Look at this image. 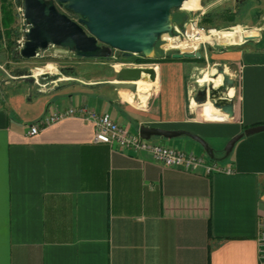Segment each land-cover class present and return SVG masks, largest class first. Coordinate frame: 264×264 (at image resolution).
Listing matches in <instances>:
<instances>
[{"label":"crops","instance_id":"obj_1","mask_svg":"<svg viewBox=\"0 0 264 264\" xmlns=\"http://www.w3.org/2000/svg\"><path fill=\"white\" fill-rule=\"evenodd\" d=\"M245 3L246 17H234V24L248 30L246 38L199 52L206 65L220 59L234 76L228 119L209 102L193 109L187 59L149 63L155 79L142 74L135 102L109 83L116 68L96 85L79 80L33 92L17 86L1 97L0 264H258L264 130L240 136L227 154L223 145L243 127L264 122V0H201L197 8L203 15L228 6L236 16ZM70 104L108 112L129 133H138L139 124L196 133L212 158L186 135L153 140L231 171L166 166L145 150H120L94 140L92 122L77 115L27 132Z\"/></svg>","mask_w":264,"mask_h":264},{"label":"water","instance_id":"obj_2","mask_svg":"<svg viewBox=\"0 0 264 264\" xmlns=\"http://www.w3.org/2000/svg\"><path fill=\"white\" fill-rule=\"evenodd\" d=\"M183 0H22L23 18L26 23L24 40L18 49L23 58L34 56L37 48L48 44L64 46L80 57H108L113 49L122 56L139 53L144 61L154 62L164 57L154 55V45L162 32L172 31L171 9L179 7ZM60 7L63 8L60 9ZM67 12L76 14L75 18ZM170 58L193 59L200 56L198 50L172 51ZM116 59V58H115ZM133 60V59H130ZM212 77L220 75L214 84L207 80L195 88L191 99L200 105L208 101L211 106L228 119L232 115L233 97L228 89L233 86L234 76L224 72L221 64H215ZM141 72L149 80L155 77L154 66L120 65L115 69L114 79L109 81L117 88L135 91V80ZM26 82H32V75L23 74ZM264 130V122L245 126L230 136L224 146L227 154L233 143L242 135ZM137 132L141 137H176L186 135L198 142L209 158L212 148L198 134L182 128H163L139 124Z\"/></svg>","mask_w":264,"mask_h":264},{"label":"rangeland","instance_id":"obj_3","mask_svg":"<svg viewBox=\"0 0 264 264\" xmlns=\"http://www.w3.org/2000/svg\"><path fill=\"white\" fill-rule=\"evenodd\" d=\"M20 2L21 0H0V30L2 32L4 27L2 25V21L6 14L4 10H7L8 14L11 16V20L8 22L7 26L13 29V33H11L9 38L6 39L3 35L0 37V97L17 86L26 88L29 92H33L37 88L42 90L55 89L67 82L75 86L74 84L79 83V80L91 83L89 85H96L94 82L104 78L105 75L112 73V71L114 72V68L117 65H124V62H122L123 59H133L135 56H139V53H131L128 57L123 58L120 51L113 49L111 56L107 58L80 57L64 46L48 44L44 48H37L35 56L23 58L18 53V49L20 48L18 42L21 38L24 39L23 34L26 24H24L25 22L17 12V7L20 5ZM188 5L193 9L183 7L171 9L170 15L172 24L178 26L182 21L199 12L197 7L201 6V0H188ZM244 5L245 6H240V8L237 9L236 16H234V14H229V11H227V8H229L228 6L212 7L210 10H205L203 12L207 17L202 20V23L208 26L221 28L217 29L220 32L214 34H218L221 39L232 38L230 41L238 42L240 34L248 31L245 27H241L238 24L234 25V17H236V20L246 17L248 3ZM60 9L63 10L62 7H60ZM230 25H233L230 29L225 28ZM233 32H236V34H232ZM227 42L228 41L222 42V44L208 46H210V48H224L223 43ZM199 51H202V47ZM211 51L212 50H209V53H211ZM154 55L157 57L162 55V51L159 48V41H156L154 45ZM210 59L215 60L216 58L212 57ZM187 60L189 69L192 72L190 79L193 80L196 88L205 82L203 81L205 72H207L209 77L216 78L211 76L212 73L216 71L214 70L215 64H221L226 73L231 71L228 66H224L223 62H220V59H218L219 61L216 60L217 62H215V64L209 65L205 64V60L202 56L200 58ZM136 63L148 65L151 61H136ZM23 74L32 75L34 80L32 82L24 81L22 78ZM194 79L196 81H194ZM214 80L216 79H211L212 82ZM206 108L208 107L206 106ZM212 117L215 116L212 115ZM153 138L156 137L151 136L149 139L153 140ZM224 159H226V156L218 161Z\"/></svg>","mask_w":264,"mask_h":264},{"label":"built area","instance_id":"obj_4","mask_svg":"<svg viewBox=\"0 0 264 264\" xmlns=\"http://www.w3.org/2000/svg\"><path fill=\"white\" fill-rule=\"evenodd\" d=\"M22 10H23V5L21 0L20 5L17 7V12L24 21ZM200 16H201V11L188 17L178 26L172 24L171 32L165 31L159 35L157 41H159V48L162 51V55L167 53L170 54V52L172 51H178V52H183V51L192 52L194 50L199 51V49L201 47H204L206 44L210 46L213 44H220L218 42L210 41L206 38H202V39L200 38V34L214 35L212 31L213 29H221L201 23ZM232 26L233 25H230L225 28L230 29V27ZM25 29H26V25L24 30ZM245 38H246V32H243V34H240V39L238 42H242ZM195 39H197V42L195 43V45H192L190 48L184 47V44L181 43L186 41L193 42ZM23 40H24L23 38L19 40L18 42L19 47L22 45ZM171 40H175L179 44H172L170 43ZM232 43H236V41L234 42L228 41L227 43H223V44H232ZM35 55H36V51L34 56ZM122 62H124L123 63L124 65L140 64V63H136L135 60H130V59H123ZM117 66H120V64ZM68 115H77L90 120L93 124L94 140L106 142L108 144L114 143L117 145L118 149L120 150H145L150 153L153 160L163 165L178 166L188 170H192L197 165H201L204 167V169L207 172L231 171L230 166L222 165L220 163H217L215 160H208L200 154H196L191 151H184L180 148H176L168 144L160 143L156 140L149 139L150 137L149 138L141 137L138 133H129L126 130V128H124L116 120H114L108 112L97 113L93 108L88 107L85 104H79V105L70 104L63 108H58L56 110H53L48 114L44 115L39 121L31 123L28 126L27 132L29 134H33L39 129L40 126L55 122L56 120ZM256 238H257V250L259 257L258 264H264V218H260L257 221Z\"/></svg>","mask_w":264,"mask_h":264},{"label":"bare ground","instance_id":"obj_5","mask_svg":"<svg viewBox=\"0 0 264 264\" xmlns=\"http://www.w3.org/2000/svg\"><path fill=\"white\" fill-rule=\"evenodd\" d=\"M186 4H187V0H183V2L181 3V5L179 6V7H185L186 6ZM213 31V34H215L216 32H220L219 30H217V29H213L212 30ZM232 34H236V32H233ZM230 35V34H229ZM228 35V36H229ZM215 36V37H214ZM230 37V36H229ZM200 38L202 39V38H206V39H208V40H210V41H213V42H218V43H222V42H225V41H230V40H232V38H226V39H221L220 37H219V35L218 34H216V35H205V34H200ZM197 42V39H195L193 42H189V41H186V42H181V43H183L184 44V47H186V48H190L192 45H195V43ZM170 43H172V44H179L177 41H175V40H171L170 41ZM155 69V68H154ZM215 70V69H214ZM142 74H146V73H144V72H141V74H140V77L138 78V79H140L141 78V76H142ZM212 76V75H211ZM138 79H136L134 82H135V91H134V93H131V94H133V102H135V100H136V92H137V89H138V87H140V85H138L137 84V80ZM154 79H155V77H154ZM154 79H153V81H154ZM213 80V79H216V80H214L213 81V83L214 84H217L219 81H220V75L219 74H217V76H216V78H211V77H209L208 76V74H207V72H205V75L203 76V81H206V80ZM230 89V88H229ZM229 89H228V91H229ZM123 92L124 93H128L129 91L128 90H126V89H123ZM131 96L129 95V98H130ZM190 103H191V106L193 107V109L195 108V106H206L207 104H208V101H205L204 103H201L200 105H197L193 100H191L190 99V101H189ZM189 103V104H190ZM188 104V105H189Z\"/></svg>","mask_w":264,"mask_h":264},{"label":"trees","instance_id":"obj_6","mask_svg":"<svg viewBox=\"0 0 264 264\" xmlns=\"http://www.w3.org/2000/svg\"><path fill=\"white\" fill-rule=\"evenodd\" d=\"M187 3H188V0H187ZM5 11V16H4V19H3V21H2V25L4 26L3 27V30H2V32H1V30H0V37L3 35V36H5L6 37V39L7 38H9V36L11 35V33H13V29L10 27V26H7L8 25V22L11 20V16L8 14V12H7V10H4ZM68 13V15H70L72 18H75L76 17V14H73V13H71V12H67ZM230 14V13H229ZM207 16L206 15H201L200 16V22L202 23V20L204 19V18H206ZM183 22V21H182ZM181 22V23H182ZM170 54L169 53H167V54H164V57H163V59H179V58H170V56H169ZM123 58H125V57H128V56H122ZM201 57V55L199 56V57H197V58H200ZM98 58H107V57H98ZM135 61H144L143 60V58L142 57H140V55L139 56H135L134 58H133ZM0 99H1V97H0Z\"/></svg>","mask_w":264,"mask_h":264}]
</instances>
